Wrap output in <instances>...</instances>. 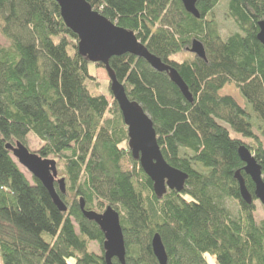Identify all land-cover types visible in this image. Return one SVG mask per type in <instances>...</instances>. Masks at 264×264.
Returning <instances> with one entry per match:
<instances>
[{
    "label": "trees",
    "instance_id": "trees-1",
    "mask_svg": "<svg viewBox=\"0 0 264 264\" xmlns=\"http://www.w3.org/2000/svg\"><path fill=\"white\" fill-rule=\"evenodd\" d=\"M86 1L133 31L187 84L192 101L144 59L126 54L110 60L129 99L152 118L167 163L188 174L186 188L156 196L128 148L112 93L109 99L91 90L93 63L80 55L78 36L56 0H0V264H107L105 236L83 215L81 198L86 210L111 206L120 213L126 264H159L156 234L168 264H207L206 255L218 264H264V220L256 219L255 185L239 156L247 146L264 179V46L257 39L264 0H226L237 27L226 35L213 12L223 0L199 1L200 18L181 0ZM194 40L203 43L206 59H172ZM231 84L244 106L221 94ZM30 135L40 142L36 153L56 160L65 178L66 194L59 193L66 212L39 180L27 179L7 149L17 142L28 147ZM238 172L250 204L241 196Z\"/></svg>",
    "mask_w": 264,
    "mask_h": 264
},
{
    "label": "water",
    "instance_id": "water-1",
    "mask_svg": "<svg viewBox=\"0 0 264 264\" xmlns=\"http://www.w3.org/2000/svg\"><path fill=\"white\" fill-rule=\"evenodd\" d=\"M181 1L188 13L200 18L197 3L202 0ZM56 2L66 26L78 36L80 55L93 64L104 66L110 80V91L120 107L124 124L128 130V148L134 160L140 163L145 174L153 182L156 196L162 198L169 190L184 192L189 178L188 174L167 163L158 143L152 118L141 104L129 99L124 85L118 81L110 66V60L126 54L142 58L153 70L168 73L171 81L181 90L184 97L192 101V94L183 78L174 67L153 55L133 31L117 26L95 11L86 0H56ZM258 26L257 39L264 46V21L259 22ZM187 50L198 58L206 59L205 47L198 40H194ZM7 149L22 168L42 183L58 209L66 212L68 207L60 196V193L66 194V182L65 178H59L57 161L43 158L21 142L14 145L8 144ZM239 156L245 163V173L255 185V197L264 205V179L261 165L245 145L239 148ZM236 178L240 185L242 198L248 204L252 203L253 198L246 187L244 178L239 172ZM79 202L83 215L89 221L95 222L105 236L103 247L106 263L113 264V260L118 259L121 264H126V244L120 213L111 206L102 213L86 210L85 200L81 198ZM152 248L158 263L168 264V255L159 234L154 236Z\"/></svg>",
    "mask_w": 264,
    "mask_h": 264
},
{
    "label": "rangeland",
    "instance_id": "rangeland-1",
    "mask_svg": "<svg viewBox=\"0 0 264 264\" xmlns=\"http://www.w3.org/2000/svg\"><path fill=\"white\" fill-rule=\"evenodd\" d=\"M227 2L226 0H223L219 5L216 6V8L213 10L214 16L217 19L220 28L222 29L223 34H229V33H234L237 31V27L234 25L233 21L228 17L227 15ZM191 47V46H190ZM189 47V48H190ZM196 55L191 53V52H184L179 55L174 56L172 59L177 61V62H182L184 59H195ZM91 73L97 78L95 85L92 87V91L94 93H100L106 95L109 99L111 98V91H110V80L108 77V74L104 68H98L94 64L91 65L90 67ZM221 94H230L234 96L241 105H245V100L241 94V91L236 85L231 84L228 85L226 88H224L221 91ZM255 132L258 133L257 129H255ZM232 136H235L234 133L232 132ZM28 147L32 152H36L38 148L40 147V142L33 136L30 135L28 137ZM130 165L129 163H126L125 168H129ZM23 173L26 175L27 179L29 181H32V175L24 168H22ZM59 178H62L59 174ZM257 206V215L256 219L257 221H262L264 220V205L261 204V202L258 200L256 202ZM229 207L234 211H238V207L236 204H229ZM97 212V211H96ZM102 213V212H98ZM91 249L94 252L101 253V248L99 245L92 243L91 244ZM214 258V257H213ZM215 259V258H214ZM216 260V259H215Z\"/></svg>",
    "mask_w": 264,
    "mask_h": 264
},
{
    "label": "built area",
    "instance_id": "built-area-1",
    "mask_svg": "<svg viewBox=\"0 0 264 264\" xmlns=\"http://www.w3.org/2000/svg\"><path fill=\"white\" fill-rule=\"evenodd\" d=\"M205 258H206L207 264H218L216 262V260L213 257H211L210 255H206Z\"/></svg>",
    "mask_w": 264,
    "mask_h": 264
},
{
    "label": "flooded vegetation",
    "instance_id": "flooded-vegetation-1",
    "mask_svg": "<svg viewBox=\"0 0 264 264\" xmlns=\"http://www.w3.org/2000/svg\"><path fill=\"white\" fill-rule=\"evenodd\" d=\"M188 49V48H187ZM188 51V50H187ZM197 57V56H196Z\"/></svg>",
    "mask_w": 264,
    "mask_h": 264
},
{
    "label": "bare ground",
    "instance_id": "bare-ground-1",
    "mask_svg": "<svg viewBox=\"0 0 264 264\" xmlns=\"http://www.w3.org/2000/svg\"><path fill=\"white\" fill-rule=\"evenodd\" d=\"M122 209V208H121ZM83 213V212H82Z\"/></svg>",
    "mask_w": 264,
    "mask_h": 264
}]
</instances>
